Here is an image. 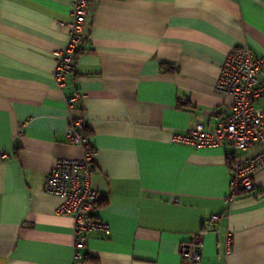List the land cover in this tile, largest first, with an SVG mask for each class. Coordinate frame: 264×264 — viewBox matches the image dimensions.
Here are the masks:
<instances>
[{"label":"crops","instance_id":"1","mask_svg":"<svg viewBox=\"0 0 264 264\" xmlns=\"http://www.w3.org/2000/svg\"><path fill=\"white\" fill-rule=\"evenodd\" d=\"M72 9L73 0H0V264L71 262L74 219L46 178L58 159L83 156L67 137L78 116L96 149V213L111 227L89 236L83 264H192L182 250L199 233L201 264H264V166L253 191L234 195L230 143L175 139L232 113L216 85L234 48L264 56V0H90L62 89L54 73ZM74 91L84 96L69 108Z\"/></svg>","mask_w":264,"mask_h":264},{"label":"built area","instance_id":"2","mask_svg":"<svg viewBox=\"0 0 264 264\" xmlns=\"http://www.w3.org/2000/svg\"><path fill=\"white\" fill-rule=\"evenodd\" d=\"M89 8L90 0H73L69 40L57 52L54 73L62 89L67 87L68 76L77 70V59L86 42L84 27ZM216 89L232 96V113L220 120L215 129H209L199 122L186 134L175 135V139L195 147L230 143L234 148L228 156L232 164L234 195L253 191L256 187L254 173L264 166V148L245 157H240L238 152L249 151L264 141V108L257 107L258 101L264 97V56L256 55L247 44L234 48L227 55ZM83 96L78 91L66 94L67 106L73 108ZM84 128L83 116L70 118L68 140L82 146L83 156L78 159H58L46 178V190L62 198L58 211L74 219V250L69 264H83L86 261L84 249L88 246L91 234H107L111 230L110 224L96 213L102 198L91 183L96 149L84 133ZM0 156L7 157V152L1 151ZM217 218L212 216V220ZM203 245L204 236L199 233L183 248V260L201 264Z\"/></svg>","mask_w":264,"mask_h":264},{"label":"trees","instance_id":"3","mask_svg":"<svg viewBox=\"0 0 264 264\" xmlns=\"http://www.w3.org/2000/svg\"><path fill=\"white\" fill-rule=\"evenodd\" d=\"M164 65V67H167V65H165V64H163ZM84 133L86 134V136L87 137H89V134H90V132H89V130L87 129V127L85 126V128H84ZM94 146V145H93ZM229 163H230V161H229ZM230 167L232 168V164L230 163ZM240 193H246V192H239V194ZM101 201V200H100ZM99 201V202H100ZM99 204V203H98ZM87 259V258H86Z\"/></svg>","mask_w":264,"mask_h":264}]
</instances>
